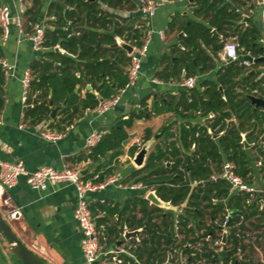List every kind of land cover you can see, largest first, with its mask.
Listing matches in <instances>:
<instances>
[{"label":"trees","instance_id":"obj_1","mask_svg":"<svg viewBox=\"0 0 264 264\" xmlns=\"http://www.w3.org/2000/svg\"><path fill=\"white\" fill-rule=\"evenodd\" d=\"M28 1L24 26L32 28L44 17L45 0ZM192 5L197 19L178 14L170 22V30L176 32L178 39L174 45L176 57L165 54L157 76L170 81L213 72L214 78L202 79L199 86L162 99V108L157 107L155 112H174L183 121L178 124L173 120L160 129L162 136L156 139L145 163L133 172L139 176L138 181L143 182L147 189L154 190L162 200L174 206H185L176 215L151 205L145 196H139V220L134 228L142 229L136 247L132 248L135 258L120 253V264H165L169 260L168 253H174L175 249L177 252L171 263H175L177 256L182 254L188 260L176 264H198V260H203L199 264H214L216 250L200 253L190 244L200 239L201 230L215 238L221 231L220 223L227 206L232 208V205L235 207L231 213L227 242L233 247L224 248V264H236L234 246L239 239L235 235L234 224L242 216L246 219L249 195L230 196L228 182L222 178L214 180L211 175L220 172L225 161H231L235 164L236 173L247 179L251 168L243 140L248 141L250 135L264 156L259 144L261 132L257 129L263 117L258 109L250 106L247 96L256 94L254 90L257 88L262 90L264 77L255 80L256 74L249 73L240 59L227 64L220 61L225 40L232 36L233 27L241 18L240 11L225 0H193ZM135 7V0L50 2L43 42V47L49 51L31 64L34 78L26 103L33 105L26 109V119L36 124L49 118L53 106H59L68 96L67 105L59 110V117L51 124L63 130L65 125L72 124L79 117L82 110L96 108L100 103L98 95L92 91L88 90L84 97L76 92L78 84H91L104 98L125 88L128 83L125 67L130 63V56L123 47L114 44L121 38L132 45H141L144 32L143 28L134 26L109 8ZM181 31L184 33L179 35ZM219 34L223 37L220 38ZM245 35L248 36L247 33ZM244 38H241L244 55L249 52L258 57L260 50L253 46L249 37ZM56 47L64 49L67 54L57 51ZM2 56L0 47V58ZM5 80V70L0 66V111L5 104ZM145 116L146 111L133 112L128 118L120 119L110 132L103 134L87 155V158L98 162L94 172L88 173L87 177L99 174L95 181L101 182L113 173L116 167L112 162L123 153V141L129 137V129L136 120ZM199 117H204V121H194ZM175 125H178L176 129ZM152 136V130L146 128L144 140ZM138 150L137 145H132L129 153L135 156ZM109 151L111 154L107 158ZM176 219L183 235L181 239L175 237ZM114 231L117 237H122L125 227ZM114 231L111 228L109 234H114Z\"/></svg>","mask_w":264,"mask_h":264},{"label":"crops","instance_id":"obj_2","mask_svg":"<svg viewBox=\"0 0 264 264\" xmlns=\"http://www.w3.org/2000/svg\"><path fill=\"white\" fill-rule=\"evenodd\" d=\"M52 1L54 0H45L44 17L42 18L44 24L48 20L46 11ZM225 1L230 2L241 13L237 26L233 27L232 36L226 38L225 43L230 41L229 39L235 40L244 55L245 47L241 43V38L245 36L244 39H248L249 37L253 46L260 50V53L258 57L255 56V65L247 69L250 71L255 70V73H253L256 74L255 80L264 77V29L260 22V10L264 2H260V0ZM135 2L136 7L134 9L109 8V10L127 18L129 22L134 23V26L143 28L144 37L149 28H154L155 30H164L165 38H161L158 33L153 35L147 55L143 60L138 82L134 86H128L124 89L118 105L105 113H99L97 107L82 110L79 117L72 124L65 125L63 130L51 125L52 121L59 117V110L64 107L62 106L63 102L60 104L62 107L58 110L54 119L49 116V118L33 124L25 117L26 109L33 104L29 105L23 99L24 88L21 79L25 71L31 69L32 62L41 59L49 49L42 47L36 50L26 38L19 42V32L16 25H12L11 34L6 41L2 39L0 30V47L3 53L1 58L15 64L13 73L5 72V104L0 111V160H19L30 170L41 165H51L57 169H62L65 166L78 167L82 170L85 178H90L87 177V174L94 172L98 162L87 158L91 151V149L86 148L87 136L95 130L103 134L108 133L120 119L128 118L133 112L146 111V116L136 120L133 127L129 129V134L135 133V137L127 145H124L123 153L112 162V165L116 167L113 173L119 172L121 174L122 185L109 184L104 188L88 193L91 211L94 212L97 227L102 232L100 238L101 250L108 252L107 255L99 258V264H116L113 263L111 256L115 254L113 253L114 250L118 249L121 250V254L124 253V255L135 258L132 248L136 247L135 243L139 240V227L134 228L138 226L139 220L138 199L139 196L146 197L152 189L132 187L140 182L137 180L139 176L133 175V172L141 166L135 162L136 156L130 155L129 148L132 145H137L140 150L143 146H146V160L148 153L156 143L153 128H158L163 122L167 124L176 120L180 124L183 121L174 112L157 114L155 109L157 107L162 108L163 98L169 97V95L178 96L182 91L188 90L181 85L185 79L184 77L181 80L165 81L159 78L157 73L161 69V60L165 54L176 57L174 45L178 42V39L176 32L170 30L169 25L172 19L178 14L197 19L193 13V0L168 2L162 5L157 13L149 19L144 18L140 12L138 0H135ZM1 5H8L12 7L14 12L16 11L14 0H0ZM251 5L255 7L252 9L250 8ZM104 8L108 7L104 5ZM243 15L250 17L249 22L242 21ZM24 27L27 34L33 30L29 26ZM183 33L181 31L179 35ZM172 34L173 38L171 39ZM219 37L222 38L223 35L219 34ZM120 39L118 38V40ZM60 49L61 52L67 54L64 49ZM249 54L248 52L245 57H248ZM56 64H59V62H56ZM127 68L128 66L125 67L126 71ZM77 74L79 75V73ZM195 77H197L196 86H199L202 79L214 78V73L210 72ZM33 78L32 71V80ZM155 79L157 81H154ZM88 85L91 86L89 83L86 86L78 84L75 91L80 92L82 97L86 95L88 90L94 93L98 92L92 86L88 89ZM261 87L262 90L257 88L254 92L264 98V93H262L264 84ZM51 93L52 91H49V94ZM251 106L254 109V105ZM258 111L263 117L257 129H260L259 132H261L259 144L264 151V108L260 107ZM204 119V117H199L194 121H204ZM166 124H163L162 127L164 128ZM177 126L175 125L174 128L176 129ZM46 128L56 129L63 132L64 135L56 142L43 139L40 136V131ZM146 128L152 130L154 139L144 140ZM139 138L143 140L141 146L136 143ZM245 141L251 171L247 179L241 177L254 188V193L250 195L247 192L230 191V196L249 195L247 201H249L250 207L246 212L247 217L244 224V228L251 238L247 246V253L251 260L264 264V156L256 148L253 136L250 135L248 141ZM224 201L227 202V199ZM76 204L77 191L74 186L66 183L53 184L45 190H37L28 184L25 176H21L18 183L13 187H6L0 182V214L7 220L22 243L45 260L47 264H86L81 247L83 235L74 217ZM184 206L183 204L162 208L177 215L183 211ZM234 207V205H232V208L227 206L232 211ZM14 209H18L20 214L17 217H9V211ZM123 227H125V232L122 237H117L114 230ZM111 228L114 234L110 235L109 230ZM134 230H137V235L129 238L125 236L127 231ZM216 251L217 258L214 264H224L226 256L224 247ZM186 260L188 259L185 256L179 254L175 263L168 260L165 264H176L178 261L185 262ZM0 264H22L1 233Z\"/></svg>","mask_w":264,"mask_h":264},{"label":"built area","instance_id":"obj_3","mask_svg":"<svg viewBox=\"0 0 264 264\" xmlns=\"http://www.w3.org/2000/svg\"><path fill=\"white\" fill-rule=\"evenodd\" d=\"M173 0H138L139 10L144 18H152L158 11V9ZM16 11L14 12L12 7L8 5L0 6V30L1 37L4 41L8 40L11 34L12 25H16L19 32L18 41L21 42L24 38L31 42L34 49L38 50L43 47L45 40L46 26L42 21L33 24V30L27 34L24 27L25 12L28 7V0H14ZM260 22L264 29V3L260 10ZM155 33L161 38H165L164 30H155L149 28L143 38L141 45H133V50L129 54L130 63L127 68L128 83L125 86H134L141 75V69L143 60L147 55L149 44ZM242 56V64L246 68H251L256 63V57L249 54L247 58L243 55L239 49V44L235 40L227 41L223 50L220 52V61L227 64L231 61L240 59ZM0 66L7 73H13L15 64L9 63L6 59L0 58ZM197 77L191 76L185 78L181 85L186 89H190L196 86ZM32 81V71L27 69L21 79L24 88L23 99L26 103L27 96L30 90V84ZM154 81H157L156 79ZM119 89V92L113 94L109 98L104 99L97 106L99 113H105L106 111L114 108L121 100V93L124 89ZM64 133L52 128H46L40 131V136L43 139L56 142L63 137ZM103 133L100 131L91 132L86 138V148L91 149L102 138ZM143 140L137 139L136 143L141 146ZM264 144V142H263ZM21 176H25L28 184L37 190H45L49 185L66 183L75 187L77 191V204L74 211V217L78 222L79 228L82 232L81 247L85 257L86 264H92L94 261L99 260L101 256L107 255V251H102L100 247V238L102 232L97 227V221L93 215L88 200V193L100 188H104L109 184L122 185V177L119 172H114L107 176L103 181H95L98 178V174L91 178H85L82 170L78 167L65 166L62 169H57L51 165H41L35 169H28L22 161H7L0 160V182L6 187H13L18 183ZM211 178L216 180L222 178L226 180L230 186V191L247 192L250 195L254 193V188L249 185L239 174L235 171V164L231 161H225L222 165L220 172L213 173ZM132 187L144 188L146 185L143 182L133 185ZM249 202V201H247ZM171 204V203H170ZM172 205V204H171ZM231 208H226L223 214L222 221L220 223L221 231L217 233L213 238L211 234L205 235V230H201L200 239L194 244H190V247L197 250L200 253L206 252L209 249L217 250L221 247H233L232 243H228L227 240L230 236V221L232 220ZM20 214L18 209L10 210L9 217H17ZM179 220L175 221V237L181 239L183 235L179 232ZM245 220L242 216L238 222H235L236 237L239 239L237 245L234 246V259L236 264H260L250 259L247 253V246L250 243V236L244 228ZM243 226V227H242ZM121 250H114L115 253L112 256L113 263L120 264L118 255ZM177 252L175 249L174 253ZM169 253V257L172 259L175 255ZM203 263V260L197 262ZM140 264V263H139Z\"/></svg>","mask_w":264,"mask_h":264},{"label":"water","instance_id":"obj_4","mask_svg":"<svg viewBox=\"0 0 264 264\" xmlns=\"http://www.w3.org/2000/svg\"><path fill=\"white\" fill-rule=\"evenodd\" d=\"M260 2H264V0H260ZM254 5H251L250 8H254ZM250 17L248 15H243L242 21L249 22ZM213 33L217 34V31L213 29ZM114 45H119L123 47L128 54H130L133 50V45L127 42L124 39L118 40ZM57 51H61L59 47H56ZM242 56H240V60H242ZM251 58V57H247ZM249 73H255V70H251ZM91 86L88 85V89H90ZM119 89V87H117ZM221 89V86H220ZM100 99V102L103 101L105 98L99 96L98 92L96 93ZM248 98L250 99V106L254 105V109H258L260 107L264 108V98L256 95V94H248ZM68 96L66 99L63 101L62 106H66L68 103ZM60 106H55L51 109L50 113V118H55L58 110L62 107ZM163 134V131L155 135V138H159ZM135 133L129 134V137L123 141V145H127L131 139L135 137ZM244 142L246 143L245 139ZM147 152V147L143 146L137 153L135 157V162L139 165L142 166L144 161H145V154ZM111 151L106 153V157H109ZM170 162L167 163L169 165ZM146 198L152 203L160 207H172V205L164 200H162L154 190L150 191ZM141 229H139L140 232ZM0 233L5 237V239L9 242L10 247L15 254V256L19 259V261L22 264H47L45 260H43L39 255H37L34 251H32L30 248H28L22 241L17 237L13 229L10 227L9 223L7 220L0 214ZM137 235V230L134 231H127L125 233V236L127 238L132 237ZM169 262H171V258L169 257ZM92 264H99V260L94 261Z\"/></svg>","mask_w":264,"mask_h":264},{"label":"rangeland","instance_id":"obj_5","mask_svg":"<svg viewBox=\"0 0 264 264\" xmlns=\"http://www.w3.org/2000/svg\"><path fill=\"white\" fill-rule=\"evenodd\" d=\"M28 4H30L29 2H28ZM149 19V18H148ZM173 38V34L171 35V39ZM229 40H231V39H229ZM163 124H166V122H163L160 126H158V128L156 127V128H153V131H154V134L156 135V134H158L157 132L158 131H160V129L161 128H163L162 127V125ZM160 133V132H159ZM162 136V135H161ZM151 139H154V136H152V138ZM158 139V138H157ZM154 144V143H153ZM154 147V146H153ZM146 190H148L147 188H146ZM151 203V202H150ZM165 209V208H164ZM158 220H161V217L160 218H158Z\"/></svg>","mask_w":264,"mask_h":264}]
</instances>
